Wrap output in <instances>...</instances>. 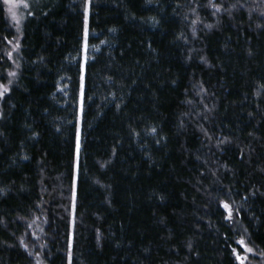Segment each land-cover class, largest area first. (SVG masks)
<instances>
[{"label": "trees", "instance_id": "1", "mask_svg": "<svg viewBox=\"0 0 264 264\" xmlns=\"http://www.w3.org/2000/svg\"><path fill=\"white\" fill-rule=\"evenodd\" d=\"M26 3L15 71L0 2V264L31 235L45 264L69 240L71 264H239L241 239L264 264V0H91L78 164L86 0Z\"/></svg>", "mask_w": 264, "mask_h": 264}, {"label": "rangeland", "instance_id": "2", "mask_svg": "<svg viewBox=\"0 0 264 264\" xmlns=\"http://www.w3.org/2000/svg\"><path fill=\"white\" fill-rule=\"evenodd\" d=\"M0 2H2V4L4 5V8H5V13H6V18H7V21L14 27L15 29V32H14V35H12L13 37L8 41V48H9V51L8 53H12V58L9 59L8 58V55H7V59L10 61V63L12 64L13 66V69L16 71V69H18V56H19V51H20V42H21V24L23 22V13H24V10L26 9L25 7H23V4L27 2V0H10V3L6 4L4 3V0H0ZM12 4H17L19 5L18 7H16L14 10L16 12V15L17 17L20 19V23L19 24H16V22L12 19L11 17V14L9 13V7L12 5ZM19 45V48L16 49V45ZM81 60H82V67H81V75H83V66H84V63H85V59H84V53H83V49H82V57H81ZM13 71V72H15ZM81 75H80V78H81ZM1 85H4V86H7L8 87V84H1ZM80 92H81V79H80ZM80 99H81V96H80ZM80 119H81V112H80V107H79V110H78V116H77V129L80 130L79 126H80ZM80 132V131H79ZM75 160L76 159V148H75ZM75 186H76V161H75V167H74V172H73V186H72V198H71V211H70V216H71V225L73 223V191H75ZM72 230H73V226H71V234H72ZM31 238H33V241L35 244H32V242H28V241H25V244H26V248L28 250V253L29 255L32 257V261H33V264H45V262L43 261V258H42V251L44 250V246L42 245V243L39 241V237L37 236H32L31 235ZM37 242H39L37 244ZM24 244V243H23ZM24 244V245H25ZM241 255H244V256H247V260L245 261V264H250L251 261H250V255H251V252H245L244 251V248L241 246V252H240ZM250 261V263H249ZM239 263V261H237Z\"/></svg>", "mask_w": 264, "mask_h": 264}, {"label": "snow or ice", "instance_id": "3", "mask_svg": "<svg viewBox=\"0 0 264 264\" xmlns=\"http://www.w3.org/2000/svg\"><path fill=\"white\" fill-rule=\"evenodd\" d=\"M4 3L8 4L10 3V0H4ZM19 5L17 4H12L9 7V13L11 14L12 19L16 22V24L20 23V19L17 17L16 12H15V8L18 7ZM90 6H91V0H86V4H85V9H84V28H83V53H84V59L85 62H87V52H88V47H89V27H88V15H89V10H90ZM23 7L28 8L29 5L27 3L23 4ZM213 7L215 8L216 12H219L221 10L220 7L213 5ZM192 23L195 25L197 23V20H193ZM207 27L211 28V25H207ZM19 48V45H16V49ZM8 58L11 59L12 58V53H8ZM9 77H15L16 73L15 72H9L8 73ZM81 92H80V112L81 115H83V111H84V76L81 75ZM9 84L12 83L11 80L8 81ZM10 92L9 87L4 86V85H0V98H3L6 94H8ZM156 129L153 128L152 132L155 133ZM79 150H80V132L79 129H77L76 132V159H77V164L79 162ZM27 157H25L26 159ZM223 207L228 210V218L231 219L232 215H231V209L230 206L228 204H224ZM73 208H75V191H73ZM74 221H75V216H73V225H74ZM21 243L23 244V241H21ZM238 244H240L243 248L245 252H252V249L247 247L245 244V241L243 239L237 241ZM233 254L236 257V260L239 261V264H245V261L247 260V256L241 255L240 253L237 252L236 249H233ZM69 264H71V240H69Z\"/></svg>", "mask_w": 264, "mask_h": 264}]
</instances>
